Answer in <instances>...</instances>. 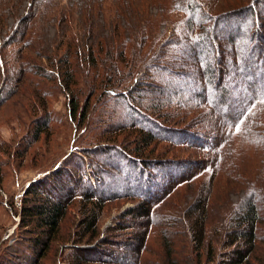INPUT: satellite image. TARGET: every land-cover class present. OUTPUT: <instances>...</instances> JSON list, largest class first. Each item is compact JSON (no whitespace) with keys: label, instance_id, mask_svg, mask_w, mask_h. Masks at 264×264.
Listing matches in <instances>:
<instances>
[{"label":"trees","instance_id":"16d2710c","mask_svg":"<svg viewBox=\"0 0 264 264\" xmlns=\"http://www.w3.org/2000/svg\"><path fill=\"white\" fill-rule=\"evenodd\" d=\"M213 1L0 0V107L24 93L27 86L33 95L43 99L40 111L44 112L47 99L53 97L52 92L61 90V94L69 96L70 120L82 121L83 127L86 121H90L94 100L100 104L99 108H107L114 100L130 99L134 91H141L143 80L147 76L153 77L156 72H164L169 78H186L184 73H176L175 66L167 59L166 51L172 45L177 48L189 46L195 53L202 71L198 72L199 79L192 78L191 84L200 88L192 92L191 99L192 94L187 97L186 89L169 93L170 88L148 86L159 97L167 96L166 100L173 101L176 107L173 113L168 111L170 116L162 115L163 105L153 107L154 113L160 119H171L174 115L181 121L195 112L213 113L211 116L216 119L218 115L223 117L224 130L220 135L207 136L213 147L211 142L207 147L199 141L200 136L191 135L197 139L194 143L204 147L207 156L199 165L170 163L176 169L174 171L193 165L198 168L189 179H180L183 182L174 179V186L170 191L161 190L162 195L151 190L149 171H164L166 164L154 161L148 153L156 140L167 137L140 125L138 127L142 129L133 141L122 142V152L119 151L127 162L125 176L134 189L137 186L143 191L137 190L141 203L126 213V217L142 219L145 226L144 231L136 233L125 244L131 247L134 242L136 244L132 264H264V18L258 11L262 0H236L238 8L223 15L213 13L209 7ZM244 1L248 3L242 6ZM247 13L252 18L243 33V26L237 21ZM226 22H231L228 42L249 52L248 56L232 64L233 81L242 89L236 96V101L242 104L240 108V105L233 107L225 99L233 88L229 87L231 82L229 86L223 85L227 70L222 66L223 50L217 33L223 25L227 27ZM51 28L55 31L53 36L50 35ZM17 44V49L8 52ZM255 57L254 67L250 62ZM11 63L18 66L10 67ZM258 70L261 76L256 72ZM16 72L18 75L14 77L16 82L13 85L11 79ZM4 73L7 79L2 85ZM259 82L263 85H258ZM5 90L8 95L2 101ZM182 91L185 97H182ZM118 106L119 103L112 108L115 110ZM129 106L134 114L140 115L134 104ZM186 106L191 109L184 111ZM143 118L148 119L145 115ZM38 121L41 122L27 141L25 151L51 129L49 116L42 115ZM147 122L166 131L157 123ZM124 131L120 126L112 134L101 137L103 141L98 140L95 145L119 147L118 141ZM105 138L113 141L108 143L109 139ZM38 183L43 181L33 183L26 192L21 225H33L49 238H54L68 216L73 200L52 198L37 187ZM157 185L162 188L161 183ZM183 187L192 190L184 214L180 210ZM232 193L239 194L237 202H230ZM81 198L87 200L79 212L78 240H96L105 197L93 192L83 193ZM153 200L156 202L152 204ZM181 214L183 217L178 216ZM152 226L157 228L161 248L149 252L147 242ZM173 228L176 229L173 231ZM109 244L114 246L108 241L103 243ZM47 245L37 241V246L42 249ZM145 252L151 253L156 260L143 259ZM110 255L115 257L112 253ZM122 256L123 263L127 264V255ZM81 259L78 264L87 261V257ZM96 263L120 264L114 258Z\"/></svg>","mask_w":264,"mask_h":264},{"label":"rangeland","instance_id":"374dc122","mask_svg":"<svg viewBox=\"0 0 264 264\" xmlns=\"http://www.w3.org/2000/svg\"><path fill=\"white\" fill-rule=\"evenodd\" d=\"M73 1L77 2V0ZM235 1L214 0L209 7L215 15H223L238 8ZM247 3V1L242 2V6L247 5ZM260 4L258 11L260 16L264 18V0ZM250 18L252 16L248 13L242 18H238L237 23L240 22V26H243V33L246 31L247 22L250 21ZM230 24L231 22H226L227 27L224 25L220 27L217 34L220 47L223 50L222 66L227 70V73L224 74L225 83L223 85L229 86L228 83L231 82L229 87L233 88L225 99L233 107H238L240 104L236 101V96L237 92L240 93L242 89L233 81L232 64L235 61L238 63L239 58L248 56L249 52L228 42L231 31L228 25ZM54 32V28H51L50 35L53 36ZM239 39L242 37L240 36ZM18 47L19 44L13 46L8 52H12ZM1 49L2 39L0 37V57L2 56ZM166 53L167 59L175 66L174 71L184 73L187 75L186 78L178 76L169 78L164 72H156L153 77L147 76L143 80L142 87H140L141 91H134L130 99L120 102L114 100L110 106H106L107 108H104L105 106L99 108L100 104L94 100L90 121H86L83 127H81L82 121L70 120L69 96L61 94V90L52 92L53 97L47 99V106H45L47 109L44 112L40 111L44 105L43 99L41 96L33 95L31 88H27V86L24 93L14 96L12 100L0 107V264H78V259L82 260V257H87V261H82L79 264H98L96 263L98 260L105 261L112 258L117 259L120 264H126L123 263V254L127 255L129 264L134 263L136 244L134 242L133 247L125 244L136 233L144 231L145 226L142 219L137 220L132 216L126 217V213L141 203L137 190L142 191V189L137 186L134 189L131 181L127 180L125 176L127 162L120 153V151L122 152V142L125 140L124 142L128 144L133 141L134 137L137 136L136 133L142 129V127H138L140 125L151 128L161 137H167V139L156 140L148 153L154 161L159 160L166 164L164 171L156 172L157 169L149 171L150 179L148 182L151 181V190L162 195L165 189L171 190L174 186V179L177 181L182 178H184L182 180H187L198 168L193 165V167H183L174 171L176 169H173L170 163L178 161V163H198L199 165L207 156L204 153V147L194 143L197 139H193L194 137L191 135L200 136L198 137L199 141L210 147L209 137L214 134L220 135L224 130L223 117L218 115V119H216L215 116H211L213 113L195 114V112L187 115L184 121L174 115L171 119H160V116L154 113L153 107L163 105L162 115L170 116L169 112L172 111L173 113L176 107L172 103L173 101L166 100L167 96L159 97L157 93L149 90L148 86L167 87L170 88L169 93L186 89L184 92L187 93V97L192 94V97L190 95L191 99L193 98L192 92L200 88L191 84L192 78L199 79L198 72L202 71V68L189 46L177 48L172 45ZM256 56H258L257 53ZM256 61L255 57V60L253 59L250 64L255 67ZM43 64L46 65V62L43 61ZM17 66V63L10 64V67ZM259 71L256 72L261 76ZM17 75L16 72L11 79L13 85L16 82L14 77ZM6 79L7 74L4 73L2 85ZM42 82L45 83V80ZM46 84L49 85L47 82ZM258 85L262 86L263 84L259 82ZM184 92L182 91V94ZM7 95L5 90L1 100L4 101ZM182 97H185V94ZM33 102L37 104L34 105ZM118 103V108L114 110L113 105ZM130 103L134 104L140 115L131 111ZM241 106L242 104L239 108ZM186 109L184 111H189L191 106H186ZM42 115L49 116L52 120L48 122L51 129L43 134L40 141L34 144L31 149L25 151L27 141L31 139L38 123L41 122L38 120L41 119ZM143 115L148 117L147 121L157 123L160 128H164L166 131L163 132L152 127L143 118ZM99 119H103V121H98ZM120 126L125 131L122 133L123 136L120 134L119 147L112 144H103L100 147L95 145L98 140L103 141L101 137L112 134ZM86 129H89L87 133ZM207 136L209 137L207 138ZM105 139H109L108 143L113 141L111 138ZM175 141H179V143L176 144ZM191 141L193 143H190ZM213 143H215L214 140ZM37 181H43V183H38L37 187L52 198H62L63 201L68 198L69 202L73 200L69 207L68 216L54 238H49L48 235L43 234L33 225L29 227L21 225L20 215L23 200H25L29 187ZM158 183L162 184L161 189H159ZM185 187H183L184 191L180 201L182 214L186 210L187 198L192 191ZM93 192L98 196H104L106 201L105 209L98 224L99 237L96 240L89 241L86 239L84 242H79L80 230L77 229L81 220L79 212L87 200L82 199L81 196L83 193ZM153 192L148 194H153ZM155 200L151 203H155ZM229 200L232 203L237 202L239 194L232 193ZM182 214L178 216L183 217ZM164 221H166L165 218ZM150 229L151 233L147 242L149 252L161 248L160 237L156 234L157 228L152 226ZM175 229L173 228V231ZM177 230L179 233H183L181 228H177ZM39 240L48 244L47 248L42 249L37 246ZM105 241L114 244V246L103 245ZM99 248L101 251L98 250ZM110 253L115 257H111ZM154 257L151 253H143V259L148 258L155 261L156 258Z\"/></svg>","mask_w":264,"mask_h":264}]
</instances>
